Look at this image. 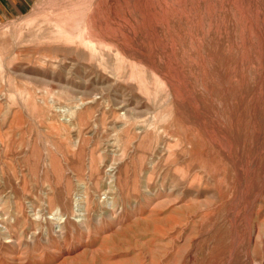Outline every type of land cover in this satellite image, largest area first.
I'll return each instance as SVG.
<instances>
[{"label": "rangeland", "instance_id": "rangeland-1", "mask_svg": "<svg viewBox=\"0 0 264 264\" xmlns=\"http://www.w3.org/2000/svg\"><path fill=\"white\" fill-rule=\"evenodd\" d=\"M0 264H264V0H0Z\"/></svg>", "mask_w": 264, "mask_h": 264}]
</instances>
